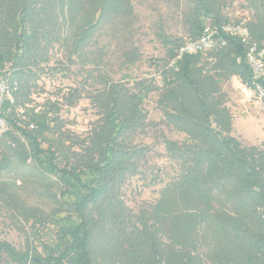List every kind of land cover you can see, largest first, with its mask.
<instances>
[{
    "label": "trees",
    "instance_id": "obj_1",
    "mask_svg": "<svg viewBox=\"0 0 264 264\" xmlns=\"http://www.w3.org/2000/svg\"><path fill=\"white\" fill-rule=\"evenodd\" d=\"M186 1V40L159 36L165 56L151 62L159 79L110 82L98 74L94 79L104 86L88 96L97 120L78 136L67 131L61 109L80 97L78 90L38 107L32 98L43 74L50 73L54 46L65 42L60 5L0 0V81L12 99L0 110L7 125L0 133V176L29 161L41 177L58 184V194L42 189L57 204L48 214L28 210L0 184V208L28 226L23 251L0 241V264L4 257L15 264H98L96 255L102 264H264V151L233 136L224 87L231 79L251 86L247 46L219 32L212 48L178 58L180 46L200 37L207 25L232 23L214 0ZM246 2L251 16L240 21L261 47L264 0ZM106 14L92 9L89 16L100 22ZM95 25L77 30L66 47L70 57L83 60V41ZM137 58L130 52L125 61L134 65ZM52 71L67 77V66ZM259 85L264 92V73ZM151 95L163 125L179 135V141H161L180 170L152 207L134 214L121 189L147 165V136L142 134L140 146L133 137L149 129L145 105Z\"/></svg>",
    "mask_w": 264,
    "mask_h": 264
},
{
    "label": "rangeland",
    "instance_id": "obj_2",
    "mask_svg": "<svg viewBox=\"0 0 264 264\" xmlns=\"http://www.w3.org/2000/svg\"><path fill=\"white\" fill-rule=\"evenodd\" d=\"M118 1L74 0L73 3V0H56L66 16L62 35L67 44L64 42L54 46L47 64L50 73L43 74L39 81V91L32 98L33 104L38 107L46 102H62L61 97L68 90H78L80 97L71 107L64 103L61 108L62 119L70 134L85 136L97 120L88 96L104 86V82H101L103 80L94 79L98 74L110 82H126L127 78L139 80L146 76H154L158 80L151 62L165 56L159 36L184 41L187 38L186 16L190 6L186 0ZM214 1L220 7L221 14L232 23L251 16L246 0ZM79 2L81 7L78 9ZM92 3H97L92 8L94 13L101 8L107 13L100 22L95 16L90 18L92 9L85 12ZM96 22L93 35L83 41L84 61L70 57L66 47L76 40L77 30ZM130 52L138 57L134 65H128L125 61V56ZM69 58L71 63L67 64ZM59 65L67 66V77L54 75L52 69ZM224 85L227 106L232 115L233 136L246 146H255L264 151V104L254 99L247 100L245 91L249 86L242 85L237 79H231ZM151 96L145 105L148 114L146 125L149 129L138 131L133 137V144L140 146V139L144 141L142 134L147 136L143 142L150 148L147 165L141 175L129 179L121 189L126 208L134 214L139 213L143 207H152L159 199L160 191L176 178L180 170L179 164L166 155L161 141L162 137L179 141V135L163 125V117L155 103L156 97ZM26 164L1 174L0 184L10 188V192L28 210L48 214L57 204L42 189L49 186L52 193L58 194L57 181L52 177H41L29 161ZM27 229L28 226L13 217L6 206L0 208V241L10 244L17 251H23ZM96 258V263L102 264L98 255ZM2 263L15 264L6 257ZM27 264L36 263L30 261Z\"/></svg>",
    "mask_w": 264,
    "mask_h": 264
},
{
    "label": "built area",
    "instance_id": "obj_3",
    "mask_svg": "<svg viewBox=\"0 0 264 264\" xmlns=\"http://www.w3.org/2000/svg\"><path fill=\"white\" fill-rule=\"evenodd\" d=\"M222 32L231 37H238L247 46L246 61L251 69V86L246 88L245 97L247 100H257L262 102L264 92L259 85V81L264 73V49L258 44L250 41L249 31L243 21H236L220 26H206L200 37L195 40L185 42L178 49V58L183 55H194L212 48L214 37ZM4 100L12 102L9 86L0 81V110ZM23 111H21L22 113ZM32 128V126H30ZM7 130V125L0 114V133Z\"/></svg>",
    "mask_w": 264,
    "mask_h": 264
}]
</instances>
